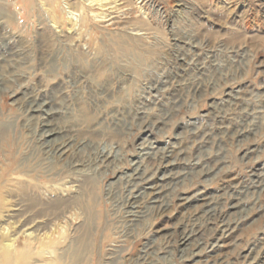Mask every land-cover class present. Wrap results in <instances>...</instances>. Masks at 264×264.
Segmentation results:
<instances>
[{"label":"rangeland","instance_id":"374dc122","mask_svg":"<svg viewBox=\"0 0 264 264\" xmlns=\"http://www.w3.org/2000/svg\"><path fill=\"white\" fill-rule=\"evenodd\" d=\"M3 121L0 260L183 264L181 238L203 249L223 224L220 257L264 262V0H0ZM42 121L79 166L43 151ZM134 163L171 181L131 220Z\"/></svg>","mask_w":264,"mask_h":264},{"label":"bare ground","instance_id":"6f19581e","mask_svg":"<svg viewBox=\"0 0 264 264\" xmlns=\"http://www.w3.org/2000/svg\"><path fill=\"white\" fill-rule=\"evenodd\" d=\"M114 18L110 19L109 21H113ZM114 43L125 50L126 52H130V48L125 46L120 38H116ZM19 102L24 104L25 110L27 112L35 113L34 116L37 117V112L40 111L39 105H43V103L36 102L33 97L30 95L23 94L21 97L16 98ZM42 129L39 133V145L43 147V151H46L49 156H53L54 158L58 159L59 161H67L69 165L73 168L79 166V161L77 157H74L71 160L72 155V141L66 139V133H61L59 129L52 127V125H48L47 121H42ZM10 122L3 121L0 122V137L3 136L4 132L10 127ZM103 158H108L107 155H102ZM132 177V182L136 185L132 192L129 194L130 200V213L129 217L131 220H135L139 216L136 215L137 209L141 206V201L144 197H149V202L151 205H155L158 203V198L164 194V191L167 188V184L171 181L167 173H162L160 175L154 174H147L146 170L142 168V165L135 164L133 166L132 172L130 173ZM85 181L87 183L94 184L96 182V178L91 176L87 178ZM51 190L58 192L62 190V187L53 186ZM20 192L24 193V190H20ZM57 201V200H56ZM60 203L61 201H57ZM55 204V203H54ZM31 229V228H30ZM35 229V228H34ZM233 228H230L226 225L220 224V232L216 234L215 239L208 243L203 249H200L198 243H189L187 239L188 236H184L182 242L184 247L180 249L179 256L181 258V262L183 264H264V262L257 263L254 258H248V260L235 263L233 261L224 260L220 257L223 250L228 246V240L230 238L231 232ZM25 232V231H23ZM31 235L32 232L28 233L27 235ZM34 235L37 236L38 239H47L48 236L44 233H37ZM29 237V236H28ZM88 232L84 231L75 241H73L67 249L65 250V254L69 258L71 262H75L77 259L80 258L82 253L88 248ZM12 244L9 243L6 245V252L3 253L0 264H11L13 261V257L16 253L18 259L22 257L23 251H19L16 249V252L13 254L9 252V247Z\"/></svg>","mask_w":264,"mask_h":264}]
</instances>
